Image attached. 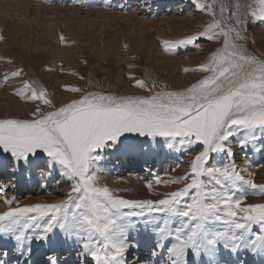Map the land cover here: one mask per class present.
<instances>
[{
	"label": "rangeland",
	"instance_id": "obj_1",
	"mask_svg": "<svg viewBox=\"0 0 264 264\" xmlns=\"http://www.w3.org/2000/svg\"><path fill=\"white\" fill-rule=\"evenodd\" d=\"M41 1L134 13L147 44L136 17L60 10L21 49L34 13H0V264H264V0ZM184 87L221 93L159 92Z\"/></svg>",
	"mask_w": 264,
	"mask_h": 264
},
{
	"label": "bare ground",
	"instance_id": "obj_2",
	"mask_svg": "<svg viewBox=\"0 0 264 264\" xmlns=\"http://www.w3.org/2000/svg\"><path fill=\"white\" fill-rule=\"evenodd\" d=\"M45 2L44 1H41V0H2V1H0V13H1V15H2V18L4 17L5 18V16L6 15H8V14H10L11 13V11L14 9L15 11H18L19 9H23V14L24 13H26L27 12V14H28V11H30V10H32V12L34 13V16L32 17L33 18V20L32 19H29V17L26 19V21H24V23H22V21L21 22H19V26H21L20 28H19V26L17 27V25L16 26H14L12 29H10V31L12 32V34H13V38L12 37H9V38H11V40L12 41H15V42H17V45L21 48V49H23L24 47L26 48V47H28L29 45H30V47H31V49L33 50V51H36V50H38V49H40V48H44L45 47V44L43 43V39L45 38V36H44V32H43V29L45 28V29H47L48 31H46L47 32V34H48V32L50 33L52 30H53V27H51V26H55L56 24H58V25H61V23L64 25L63 27L65 28L66 27V22H65V20L64 19H62V17H61V22H60V24H59V17H57V15L60 13L59 11L60 10H64V11H66V13L67 12H69V13H71V14H75V16L76 17H80L81 15H83L82 13H84V15L83 16H85V17H93L94 16V18H101L102 20H106L105 18H107V20L105 21V24H111V23H108L109 21H111V20H116V19H121V18H125V19H128V20H133V17H136L135 19H138V23H139V25H142V27L140 28V30H139V33H140V38H139V41L138 42H140V46H144V45H146L147 43H146V38H147V36H145V35H142L141 36V33L145 30V26L147 27V26H149V25H146L145 23H144V20H143V18H140V17H138V16H136L134 13H130V14H127V15H125V14H123V13H118L117 11H107L108 9H106V10H102V9H97L98 7H96V8H94V6H93V8H88V10H81V12H80V10L79 9H76V8H74V9H71V8H69L68 6V8L67 7H63V8H58L57 6H54V5H51L52 3H50V5H47V2H46V4H44ZM95 3V2H94ZM54 4V3H53ZM70 6V5H69ZM62 7V6H61ZM13 8V9H12ZM99 8H102V6L101 7H99ZM90 9V10H89ZM92 9H94V10H92ZM47 11H49V12H47ZM51 15H53V19L52 18H50L49 17V15L50 14ZM16 14H17V12H16ZM19 14V13H18ZM22 14V15H23ZM30 14V13H29ZM49 14V15H48ZM63 14V13H62ZM68 14V13H67ZM31 15V14H30ZM35 15H39V17L40 18H42V20L40 21V19H37V17L35 18ZM47 15V16H46ZM70 15V14H69ZM24 16V15H23ZM46 16V17H45ZM239 14H236V19H239ZM1 17V16H0ZM65 17V16H64ZM26 18V17H25ZM57 18H59V19H57ZM72 18V17H71ZM75 18V17H74ZM19 19V18H18ZM24 19V18H23ZM68 19V18H67ZM77 19V18H76ZM85 19L86 18H84V21H85ZM165 19V18H164ZM172 19V18H171ZM21 20H22V18H21ZM69 20V19H68ZM79 20V19H78ZM81 20H83V18L81 19ZM20 21V20H19ZM83 21V22H84ZM90 21H91V19H90ZM98 21V20H97ZM99 21H101V20H99ZM161 20L159 19V20H153V23H157V22H160ZM163 21V20H162ZM32 22H35V24H37L38 25V27L40 26H42L41 28H43L42 29V31L41 32H39V33H37V34H35L34 32H35V30H36V27H34V25L32 26L31 24H32ZM70 22V21H69ZM89 22V21H88ZM72 23V22H71ZM77 23V22H76ZM79 23H81V21L79 22ZM79 23H78V25H79ZM87 23V22H86ZM100 23V22H99ZM89 24H91V23H89ZM93 24V23H92ZM74 25V24H73ZM87 25H88V23H87ZM101 25V24H100ZM99 25V26H100ZM62 26V25H61ZM91 26V25H90ZM78 27V29L79 28H81V26L79 25V26H77ZM84 27V26H83ZM40 28V29H41ZM7 29H8V27H7ZM21 29H25V31H26V33H25V35H23V33L20 35L19 34V30H21ZM67 29H68V27H67ZM135 31V29L134 28H131L130 30H129V32H134ZM54 31V30H53ZM66 31V30H65ZM72 31V30H71ZM117 31V30H116ZM23 32V31H22ZM55 32V34L56 33H58L59 31H57V30H55L54 31ZM76 32H77V30H76ZM145 32V31H144ZM21 33V32H20ZM53 33V32H52ZM69 33V32H68ZM75 33V32H74ZM147 33V32H146ZM11 34V35H12ZM46 35V34H45ZM78 35V34H77ZM147 35V34H146ZM145 36V37H144ZM2 38V37H1ZM36 39V40H35ZM111 39V38H110ZM106 40V39H105ZM31 41V42H30ZM87 41V40H86ZM116 40L114 39L113 40V42H112V40H107V41H103V43L102 44H99V45H97V47L95 46V48H97L98 50H99V53L100 54H103V53H111L112 55H117L119 52H121V50H119L118 48H117V46L116 47H114V45L112 44V43H114ZM46 43V42H45ZM50 43V42H49ZM54 43V42H53ZM50 44V49H48V50H50L53 54H55V56H57V57H59V58H61V60H63V61H66L67 62V60H70V58H72L73 56H74V51H72L71 50V48L70 47H57V46H55L54 44ZM5 44V43H4ZM7 44V43H6ZM14 44V43H13ZM94 44V43H93ZM135 44V43H134ZM150 44H152V43H148V45H150ZM68 45H70V44H68ZM67 45V46H68ZM91 45V44H90ZM74 46V45H73ZM93 47V46H92ZM152 49V48H151ZM243 50V49H242ZM151 52V51H150ZM249 54H251V51H249ZM252 57H253V55H252ZM251 57V58H252ZM253 59H254V57H253ZM259 62V60H257L256 58H255V64H257ZM253 63V62H252ZM259 64V63H258ZM178 84H180V83H178ZM184 86V85H183ZM188 87H190V86H188ZM224 88V87H223ZM223 90V89H222ZM226 91H228V88H227V90H225L224 89V92H226ZM159 92H161V93H165V92H167V93H172V94H175V93H178V94H184V95H187V96H190V98H197L196 100L198 101V99H200V100H205L206 99V101L208 100V99H210L211 100V98L213 97L214 98V96H218L220 93H221V89H214V88H212V89H193V87L192 88H180V89H170V90H165V89H162V90H160ZM9 96H8V94L6 93V91H2V90H0V102L1 101H3V102H5L7 99L9 100ZM11 101V100H10ZM13 104H14V101H13ZM19 104V103H18ZM11 105V104H10ZM15 105H16V103H15ZM183 114V113H182ZM51 120V119H50ZM54 122V121H53ZM53 122L51 121L50 123H47L48 125H49V128L51 129V130H53L54 131V133H57V134H59V132L55 129V126H54V124H53ZM53 133V132H52ZM56 137H58V136H56ZM63 145V148H64V150L66 151V152H68L69 154H70V151H69V148H68V146H66V144L65 143H63L62 144ZM71 156V155H70ZM73 161V160H72ZM263 173V172H262ZM140 178V177H139ZM262 181V180H261ZM6 182V181H5ZM4 182V183H5ZM3 182H1V176H0V185L2 184ZM8 184L10 185L11 184V181H9L8 182ZM12 184H13V182H12ZM5 208V207H4ZM205 213V212H204ZM165 214V210H161V211H159L158 212V214H157V216H156V219H152L151 220V222L152 223H150L149 221L147 222L148 224L150 223V224H152V225H157L159 222V219H162L163 218V215ZM145 221V220H144ZM146 222V221H145ZM213 224V223H212ZM201 225H203V223H202V221H201ZM214 225V224H213ZM55 226H59L57 223H56V225ZM201 227V226H200ZM148 228V227H147ZM204 228V227H203ZM202 229V228H201ZM137 230V229H136ZM203 230V229H202ZM205 230V229H204ZM203 230V231H204ZM134 231V230H133ZM205 232V231H204ZM141 233V232H140ZM178 233V232H177ZM201 233V232H200ZM204 234H206V236H207V233L205 232ZM209 234H210V232H209ZM178 235H179V233H178ZM182 236V235H181ZM212 236V235H211ZM234 236H236V237H234ZM234 236H232V237H230L231 239H220V241L221 242H224V243H226V244H229V245H232V246H235L236 248H237V250L238 251H240V252H243V251H245V250H247V242H246V240H245V233L244 232H237L236 231V233H235V235ZM210 236H208V238H209ZM224 237V236H223ZM205 238V237H204ZM106 240V239H105ZM162 240V239H161ZM160 240V241H161ZM203 240V239H202ZM171 241V240H170ZM200 241V240H199ZM204 241V240H203ZM203 241H201L202 243H203ZM105 242V241H104ZM173 241H171V243H172ZM102 243V242H101ZM161 243V242H160ZM174 243V242H173ZM172 243V244H173ZM201 243V244H202ZM208 243H210V242H206V244H208ZM223 243V244H224ZM159 244V243H158ZM196 244H198V243H196ZM105 245V244H104ZM131 245V244H130ZM102 246V245H101ZM127 246V245H126ZM168 246H169V244H168ZM171 246V245H170ZM173 246V245H172ZM179 246V245H178ZM192 246V245H191ZM210 246V245H209ZM249 246V245H248ZM263 246H264V243H263ZM159 247H160V245H159ZM202 247H204L203 245H202ZM170 248V247H169ZM168 248V249H169ZM176 248V247H175ZM192 248V247H191ZM159 249V248H158ZM174 249V248H173ZM172 249V250H173ZM204 249V248H203ZM252 249V248H251ZM177 250V249H176ZM184 250V249H183ZM191 250V249H190ZM195 250V249H194ZM169 251V250H168ZM178 251V250H177ZM181 251V250H180ZM209 251H210V249H209ZM212 251H213V249H212ZM182 252H184V251H182ZM248 252V251H247ZM251 252V251H250ZM249 252V253H250ZM175 253V252H174ZM185 253V252H184ZM191 253V252H190ZM177 254V253H176ZM209 254H210V252H209ZM254 254V253H253ZM169 255V254H168ZM154 257V256H153ZM185 257V256H184ZM169 258V257H168ZM258 258V257H257ZM264 259V258H263Z\"/></svg>",
	"mask_w": 264,
	"mask_h": 264
}]
</instances>
